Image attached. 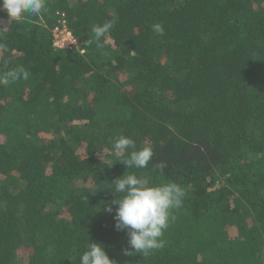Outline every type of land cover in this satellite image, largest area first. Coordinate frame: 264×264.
I'll list each match as a JSON object with an SVG mask.
<instances>
[{
    "label": "trees",
    "instance_id": "1",
    "mask_svg": "<svg viewBox=\"0 0 264 264\" xmlns=\"http://www.w3.org/2000/svg\"><path fill=\"white\" fill-rule=\"evenodd\" d=\"M61 20L79 48L54 45ZM19 68L27 79L0 84V264H80L90 242L116 264H264V0L0 10V75ZM120 135L152 146L147 167H126ZM128 174L185 191L148 256L124 254L105 211Z\"/></svg>",
    "mask_w": 264,
    "mask_h": 264
},
{
    "label": "clouds",
    "instance_id": "2",
    "mask_svg": "<svg viewBox=\"0 0 264 264\" xmlns=\"http://www.w3.org/2000/svg\"><path fill=\"white\" fill-rule=\"evenodd\" d=\"M45 8V0H0V10L6 12L11 19L21 18L28 13L39 15ZM116 23L115 14L112 20L102 25H94L92 33L95 40L101 38L111 30ZM156 34L163 35V26L159 23L153 25ZM91 43V41H89ZM97 46H101L99 43ZM27 79L28 72L23 69H13L4 75H0V84L7 85L17 78ZM133 149L127 160H121L127 168H145L153 157L151 145L136 150L135 141L131 137L120 135L114 140V150L123 153ZM166 165L161 162L156 167L162 172ZM114 192L118 198L111 202L115 205L105 208L112 214L115 221L114 228L117 231H125L127 234L128 249L125 255L133 252L148 256L151 251L164 247L161 237L169 226L172 209H178L183 204L185 191L175 182L149 185L144 179L135 174L122 175L112 181ZM80 264H116L110 259L104 247L100 243L90 242L86 250L79 257Z\"/></svg>",
    "mask_w": 264,
    "mask_h": 264
},
{
    "label": "built area",
    "instance_id": "3",
    "mask_svg": "<svg viewBox=\"0 0 264 264\" xmlns=\"http://www.w3.org/2000/svg\"><path fill=\"white\" fill-rule=\"evenodd\" d=\"M54 45L58 48H79L77 40L68 30L65 21H60V27L54 29Z\"/></svg>",
    "mask_w": 264,
    "mask_h": 264
},
{
    "label": "rangeland",
    "instance_id": "4",
    "mask_svg": "<svg viewBox=\"0 0 264 264\" xmlns=\"http://www.w3.org/2000/svg\"><path fill=\"white\" fill-rule=\"evenodd\" d=\"M54 210V208H51ZM57 211H60V209H57ZM18 256V264H26V258L22 252H19Z\"/></svg>",
    "mask_w": 264,
    "mask_h": 264
}]
</instances>
